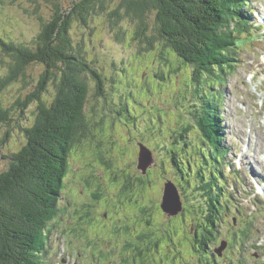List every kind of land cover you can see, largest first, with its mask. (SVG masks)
I'll return each mask as SVG.
<instances>
[{
  "label": "rangeland",
  "instance_id": "1",
  "mask_svg": "<svg viewBox=\"0 0 264 264\" xmlns=\"http://www.w3.org/2000/svg\"><path fill=\"white\" fill-rule=\"evenodd\" d=\"M53 1L55 0H16L15 2L0 0V36H12L18 41H34L42 25L51 20L54 11ZM59 1L63 7L65 3L67 11H71L69 7L71 5L73 7L74 3L80 0ZM104 1V8H101V0H98L95 4L96 8L90 10L92 14H88L90 15L88 27L77 19H74L71 24L72 40L75 46H83L93 65L101 72L104 84L102 91H99L98 83L93 78L90 79L89 101L85 107L87 136L78 138L79 140L75 139L71 147V155L63 174L61 188L54 201V213L38 245L41 257L38 256L37 264H86L82 259L96 264H122L126 260L123 263L130 264L134 256L138 264H156L158 260L161 262L162 257L166 264L175 260V264H182L183 261L180 262V259H177L176 251L168 250L167 256H164V252L159 250L156 258L147 256L149 244L151 241L155 243L158 233L166 229L164 225L171 228L179 221L178 219L168 221L167 211L161 208L166 182L175 180L176 173L179 171L176 164L173 165L172 152L189 159L193 175L195 173L200 176L203 172L198 169L203 168L206 175L204 182L211 183L216 180L214 175L217 173L220 185L226 186L227 177L222 178L218 170L224 174L227 173L232 183L238 176L236 172L229 171L230 167L224 170V163H221V168L217 160H210L208 144L202 139L198 140L197 133L201 134L199 128L190 123L198 117L195 115V109L189 106L192 100L188 101L186 97L189 92L186 85L191 83V72L184 67L182 69L185 73L184 78L178 79L176 83L174 80L171 85L165 87V84L172 79V75L169 76L168 72L173 69L172 66L168 65L165 74L157 72V68L162 63L159 55L157 52L146 49L145 35L142 30L140 31L142 25H136L129 16L121 19L122 29L118 35L112 19L114 20V12L120 6L122 7L124 0ZM238 4L241 11L244 8L249 10V18L244 21L247 24L241 23V25H247L250 29L254 27L251 29L254 33L252 36L244 32L245 30L239 33L243 42L237 53V61L232 62L235 64L234 67L225 68L220 72L221 81L211 82V87L215 84L222 85L221 90L215 91V88L212 89L210 85L203 83L200 92H208L210 96L214 95L218 100L221 98L220 108L223 120L221 135L223 137L222 140L217 141L213 135L210 136L226 151L222 162L229 161L235 167H232L233 171H240V178L244 180L240 185L241 190H238V193L234 192L227 202L226 193H222L217 182L214 183V188L218 194L213 190L203 189L205 186L197 176H192L194 188L196 185L200 188L191 192H185L181 187L180 183L185 185L187 182L186 175L183 176L181 172L178 174V181L174 182L179 186L184 201L189 197L193 203L199 201L205 205L204 200H210L211 195L222 194L221 200L225 201L223 204L226 206L225 209L222 206L221 209L217 207V211L220 210V215L224 219L219 225L220 230L228 229L233 213L229 214L230 220L226 222L225 216L227 217L230 211L229 209L227 212V208L234 199H237L240 208L234 211L246 212L242 219H249L250 216L253 218L249 220L250 224H237L240 235L236 239L240 245L245 240L246 246L241 249L239 243L230 241V235H228L225 237L229 241L228 245L225 248L219 246V254L217 251L215 253L217 252L220 256V260L225 251L229 257H235V259H237V253L250 251L252 258L249 261L252 264H263L264 262L261 263L258 258L261 257L264 261L262 257L264 254V206H261L260 212L254 210L257 206L253 205V199L260 205L264 203V189L256 187L252 178L260 176L250 173L245 164L248 160L255 161L257 152L261 154L264 151V132H258L249 123L253 117L260 123H263L260 119L264 118V0H238ZM149 19L150 23L143 27L147 36L155 33L153 16ZM5 39L8 41L12 38ZM246 48H248L247 51ZM177 64V60L174 59L173 66ZM7 70L6 64H0V75ZM42 70V67L36 66L30 69L32 79L29 78L30 82L26 85L23 80L12 83L0 95V104L7 107L20 97L25 100L27 95L37 87ZM206 78L216 79L212 76ZM49 85L51 94L47 96L48 98L56 94V86L51 83ZM221 91L222 95L219 93ZM192 92L191 98L194 103L200 101L197 99L198 94L194 92V88ZM17 108L16 106L12 109V130L0 125V173L12 167V157L9 155L20 150L28 142V134L24 131V127L32 126L37 117L38 103H32L23 111ZM187 126L192 127L191 133L188 132L190 130ZM210 127H212L211 122ZM7 131L10 134L9 139L6 137ZM260 131H263V128ZM181 136H186L185 142L190 145L184 144ZM143 142L154 151L155 159L153 164L148 165L146 171L145 167L140 166V150ZM228 146H230L229 150H227ZM180 147L181 150H179ZM221 147L220 151H222ZM248 150L243 161L242 154ZM198 151H204L208 160L203 158L202 154H198ZM220 153L218 156L221 155ZM232 153L236 155V160L229 157ZM215 158L217 159L216 153ZM145 161L148 162V160ZM185 161L184 159L182 163L187 165ZM106 162H110V165L107 166ZM173 166L175 169H172ZM242 167L245 168L242 170ZM262 170L264 166L260 164L259 171ZM185 173H187L186 170ZM250 180L258 190V194H261L259 200H256L257 195L254 194L249 197L250 186L245 182L249 183ZM130 182H137L139 185L137 187L142 192H136V186L130 192L125 190ZM206 192L208 195L205 197ZM185 206H189L186 201ZM146 213L151 216L152 222L151 220L149 222L154 231H147V222L143 223L145 225L143 226L139 220ZM252 213L255 214L252 215ZM255 216H258L256 220ZM189 217L183 224L185 228L182 232L184 238L192 244L193 235L190 229L193 228L194 219L193 216ZM112 224L113 227H110ZM172 229L174 231L173 227ZM217 229L212 232L213 238ZM247 233L252 236H244ZM181 235V233L174 234V239L182 238ZM201 235L202 232L199 236L200 241ZM167 236L171 239L169 230ZM184 238H182L181 251L186 254L188 245ZM255 243L260 245L261 249L253 247ZM198 244L201 245V242ZM220 264H222L221 260ZM224 264H230V262L224 261Z\"/></svg>",
  "mask_w": 264,
  "mask_h": 264
},
{
  "label": "trees",
  "instance_id": "2",
  "mask_svg": "<svg viewBox=\"0 0 264 264\" xmlns=\"http://www.w3.org/2000/svg\"><path fill=\"white\" fill-rule=\"evenodd\" d=\"M97 1L73 2L74 6L69 7L71 11L65 9V3L63 7L59 0L53 1L54 11L51 20L47 22L48 24L42 25L34 41H18L12 36H0V64H6L8 68L6 73L0 75V95L14 82L23 80L25 85L28 84L29 78L32 79L29 70L34 66L43 68L37 87L27 95L25 100L20 97L7 107L0 104V125L12 130V109L17 106V109L23 111L32 103H38V113L34 124L28 128L24 127V131L28 134V142L20 150L9 155L12 157V167L0 173V264H37L38 256L41 257L38 245L54 213V201L61 188L63 174L71 155V147L76 140H79L78 138L87 136L85 107L89 101L90 79L93 78L98 83L99 91L103 89L104 79L98 68L93 65V61L89 59L83 46H75L72 40L71 24L74 19H77L88 27L89 16L92 14L90 10L96 8ZM104 4L105 1L101 0V8H104ZM121 5L122 7L120 6L114 12V20L112 19L116 33L119 35L122 29L120 21L126 16H129L136 25H142L140 31L142 30L145 35L146 49L157 52L162 62L157 72L165 74L168 65L173 68L168 71L172 79L165 84V87L171 85L174 80L176 83L178 79L184 78L185 73L182 70L184 67L191 72V83L186 85L189 88L186 97L188 101L192 100L189 105L191 108L200 106L195 115L198 116L197 123L199 130L203 132V140L207 141L208 136L213 140L210 135L217 137V141L221 140L223 136L220 132L223 124L221 98L218 100L214 95L210 96L208 92H200L201 85L203 83L211 85V82L221 81L220 72L225 68L234 67L235 64L232 62L237 61V53L241 47L242 37L239 33L243 30L250 35L253 33L250 27L241 25L243 19L248 20L249 10L244 8L241 11L238 0H124ZM150 16L154 18L155 33L147 36L143 27L150 23ZM5 38L12 39L7 41ZM174 59L178 62L177 66H173ZM209 76L216 79L206 78ZM163 78L166 79L165 76ZM50 83L56 86V94L48 98L47 96L51 94ZM193 88L198 94L197 99H200L196 103L191 98ZM219 93L223 94L222 91ZM210 122L212 127L209 126ZM207 130H210V134ZM6 137L8 139L10 137L8 131ZM223 150L222 148L220 151L221 155ZM198 154H203V151H198ZM171 155L173 165L176 164L179 170L177 179H179V172L183 173V176L186 175V185L180 184L185 192L200 188L197 185L194 188L192 176L199 177L200 182L205 186L203 189L208 191L214 189L213 183L204 182L206 176L204 170L200 176L195 173L193 175L188 158L175 152ZM2 157L5 158V155ZM183 158L186 159L185 162H189L186 163L187 165L182 163ZM222 159L224 158L221 156L218 158L219 165ZM106 164L108 166L110 162ZM175 166L172 169H175ZM219 173H222L221 170ZM130 184L125 189L128 192L135 186L138 188L137 182H130ZM220 195H211L210 200H204L205 205L196 200L195 203L190 201L189 206H185L180 214L172 215L168 221L172 222L174 219L179 221L172 224L171 228L164 225L166 229L158 233L155 243L151 241L149 244L148 258H156L159 250L167 256L170 250L176 251L177 259H181L183 263H186L188 258L190 264H220V256L217 252L215 253L219 245L213 244L212 233L222 224V220L224 221L220 210L217 211V207L219 209L221 206L223 208L226 206V204L223 205L225 201L221 200ZM228 200L229 198L226 197L227 202ZM189 216H193L194 219L193 228L190 229L193 235L191 247L182 232L185 228L183 224L190 218ZM140 218L143 226H145L143 223L147 222V231H154L151 227L150 214L146 213ZM168 230L171 239L167 236ZM200 232H202L201 241ZM177 233L182 234L181 237L188 245L186 254L181 251L183 239L178 237V242L174 239V234ZM249 234L244 236H251ZM228 235H230V241L236 240L240 235L238 225L231 220L226 235H222L221 239ZM199 242L201 245L198 244ZM222 256L226 263L252 264L249 261L252 257L248 255V252H242L237 259L229 257L226 251ZM163 260L162 257L161 262L158 260L156 264H163ZM169 263L175 264L174 261ZM130 264H138L135 256Z\"/></svg>",
  "mask_w": 264,
  "mask_h": 264
},
{
  "label": "bare ground",
  "instance_id": "3",
  "mask_svg": "<svg viewBox=\"0 0 264 264\" xmlns=\"http://www.w3.org/2000/svg\"><path fill=\"white\" fill-rule=\"evenodd\" d=\"M251 8V7H250ZM248 50V48H246V51ZM254 76V75H253ZM253 76H252V79H253ZM132 86V85H131ZM132 87H134V86H132ZM130 89H132V88H130ZM148 91V90H147ZM138 93V92H137ZM140 93V92H139ZM150 96V95H149ZM212 107V106H211ZM197 107H195V108H193V109H195L196 111L200 108V106H199V108H197ZM192 109V108H191ZM201 109H203V108H201ZM200 109V110H201ZM210 109V108H209ZM244 109V108H243ZM245 110V109H244ZM264 111V110H263ZM262 111V112H263ZM261 112V111H260ZM134 116V115H133ZM248 116V115H247ZM135 117V116H134ZM212 117V116H211ZM263 117V116H262ZM216 118V117H215ZM259 118V117H258ZM139 119H141V118H139ZM143 119V118H142ZM206 119V118H205ZM207 120H209V119H207ZM260 120H263V123H260L259 121H258V119L256 120L254 117H253V119H251L250 120V124L258 131V132H260V133H262V132H264V118L262 119H260ZM140 121V120H139ZM206 121V120H205ZM209 122V121H208ZM216 122V121H215ZM221 122V121H220ZM137 123H140V122H137ZM214 123V122H213ZM142 124V123H141ZM209 124V123H208ZM206 125V124H205ZM210 126V125H209ZM141 127V126H140ZM188 128H189V130L190 131H188V132H192L191 131V129H192V127L190 128L189 126H187ZM195 127L198 129V126L197 125H195ZM146 128V127H145ZM209 128V127H208ZM262 128H263V131H260V129L262 130ZM150 129V128H149ZM213 129V128H212ZM143 130V129H142ZM141 130V131H142ZM145 130V129H144ZM205 130V129H204ZM220 130V129H219ZM149 131H151V130H149ZM210 131V130H209ZM209 131L207 130V132H208V134H210L209 133ZM145 132V131H144ZM187 132V134L189 135V133ZM199 132L201 133V134H199V139L201 140L202 139V141L204 142V143H206V144H208V146H209V148H210V150L212 151H209V156L211 157L210 158V160H217V162H218V158L220 157V156H218L219 155V153H220V146L218 145V143H217V141L214 139V140H210L209 141V143H207V141H205V140H203V132L201 131V130H199ZM218 132V131H217ZM221 132V131H220ZM157 133V132H156ZM195 133V132H194ZM212 133V132H211ZM214 133V132H213ZM181 134V133H180ZM219 134V133H218ZM230 134V133H229ZM152 135V134H151ZM183 135V134H182ZM193 135V134H192ZM264 135V134H263ZM145 136V135H144ZM153 137V136H152ZM207 137V136H206ZM205 137V138H206ZM222 137L223 136H221V140H222ZM242 137H244V134L242 133ZM208 138H209V136H208ZM217 138V137H216ZM227 138V137H226ZM181 139H182V142H184V144H186V145H190V144H188V142H185V141H187V139H186V136H181ZM198 139V140H199ZM218 139V138H217ZM169 142V141H168ZM173 142V141H172ZM222 142V141H221ZM220 142V143H221ZM170 143V142H169ZM174 144V143H173ZM195 144V143H194ZM142 145H144V146H147V145H145L144 144V142L142 143ZM172 145V144H171ZM148 147V146H147ZM175 147V146H174ZM149 148V147H148ZM192 148V147H191ZM150 149V148H149ZM193 149V148H192ZM192 149L190 150V151H192ZM151 150V149H150ZM179 150H181V147H180V149ZM183 150V149H182ZM250 150V149H249ZM249 150L248 151H245V152H243V157H242V160L244 161L245 160V158H246V154L249 152ZM263 150H264V145H263ZM141 151V150H140ZM152 152H153V155H154V151L153 150H151ZM181 152V151H180ZM208 152V151H207ZM215 153L217 154V159L215 158ZM183 154V153H182ZM186 154V153H185ZM192 153H190V155H191ZM221 154V153H220ZM179 155V154H178ZM156 156H159V155H156ZM228 156V155H227ZM236 157V155L235 154H233L232 155V158L233 157ZM184 157V156H183ZM189 157H191V156H189ZM192 158V157H191ZM203 158H206L207 160H208V156L207 155H205V157L203 156ZM228 158V157H227ZM254 158V157H253ZM184 159V158H183ZM255 159V161H253V160H248V162H246V166H247V168L249 169V171H250V173H253L255 176H257V175H259L260 177H254V178H252V181H253V183L256 185V187L258 188V187H260L261 189H264V170H262V171H259L260 170V164L261 165H263L264 166V151L261 153V154H259L258 152H257V156L254 158ZM186 160V159H185ZM193 160V159H192ZM210 160H209V162H210ZM181 163V162H180ZM186 163H189V162H186ZM260 163V164H259ZM141 164V163H140ZM190 165V164H189ZM141 166V165H140ZM220 166H221V164H220ZM141 168H144V166L143 167H141ZM245 168V167H244ZM243 167H242V170L244 169ZM145 170H147L146 168H145ZM177 170V169H176ZM199 171L201 170V172H202V169H198ZM172 171V170H171ZM185 171V170H184ZM219 172V171H218ZM177 174V173H176ZM179 174V173H178ZM183 174V173H182ZM184 175V174H183ZM215 176V175H214ZM188 177V176H187ZM217 176H215V178H216ZM249 177V179H250V176H248ZM151 178V177H150ZM174 179H175V177H173ZM223 178V177H222ZM170 182H169V184L170 183H175L174 181H178V179H177V177H176V179L175 180H169ZM215 181L216 180H214V181H211V183H213V185H214V183H215ZM125 182V181H124ZM187 183V182H186ZM250 183L252 184V186H254V184L251 182V180H250ZM125 184V183H124ZM166 184H167V182H166ZM181 184V183H180ZM175 185L178 187V190H179V194H180V201H181V204H182V208L184 209V205H185V201L187 202V203H189L190 201H191V199L189 198V197H187V198H185V201H184V199H183V197H182V193H181V191H180V188H179V186L175 183ZM186 185V184H185ZM139 186V185H138ZM188 187V186H187ZM190 187V186H189ZM255 187V186H254ZM165 188V187H164ZM183 188V187H182ZM211 190H213V191H215V193L216 194H218V191L214 188V189H211ZM136 192H139V193H141L142 192V190H139L138 188H137V190H135ZM165 191H166V188H165ZM130 192V191H129ZM133 192V191H132ZM151 192H153V191H151ZM234 194V193H233ZM165 195V194H164ZM208 194H207V192H206V194H205V197L207 196ZM190 200H189V199ZM163 199H164V196H163ZM193 199V198H192ZM199 202V201H198ZM201 204H202V202H200ZM198 204V203H197ZM228 204V203H227ZM202 205H204V204H202ZM224 205V204H223ZM162 206V205H161ZM198 206V205H197ZM201 206V205H200ZM134 207V206H133ZM161 208H163V207H161ZM192 208V207H191ZM197 208V207H196ZM148 209V208H147ZM183 209L181 210V211H183ZM205 209V208H204ZM221 209V208H220ZM225 209V208H224ZM192 210V209H191ZM206 210V209H205ZM152 211V210H151ZM180 211V212H181ZM198 211V210H197ZM204 211V210H203ZM225 211V210H224ZM191 212V211H190ZM142 213V212H141ZM140 213V214H141ZM168 213V215H169V219H171V216L172 215H170V213L169 212H167ZM143 214V213H142ZM209 214V213H208ZM253 214H255V213H252V215ZM149 215V214H148ZM164 215V214H163ZM203 215V214H202ZM201 215V216H202ZM161 216V214L159 215V217ZM158 217V216H157ZM163 217V216H162ZM257 217L258 216H255V220L257 219ZM225 218H226V216H225ZM164 219H168V218H164ZM212 219V218H211ZM210 219V220H211ZM250 219H253L252 218V216H250V218L249 219H241L240 220V222H239V224L240 225H242V224H250L249 223V220ZM207 220V219H206ZM158 221V220H157ZM163 221V220H162ZM164 221H166V220H164ZM163 221V222H164ZM171 221V220H170ZM223 221V220H222ZM226 222H227V220H225ZM195 222V221H194ZM251 222V221H250ZM210 223V222H209ZM167 224H169V223H167ZM208 224V223H207ZM196 225V224H195ZM160 227V226H159ZM162 227V226H161ZM213 227V226H212ZM180 228V227H179ZM219 228V227H218ZM60 232H62V231H60ZM223 232H224V230L222 229L221 230V232H220V230L218 229L217 230V233L215 234V236H214V238H213V240H214V245H215V243L216 244H218L221 248H225L227 245H228V243H229V241H228V239H226V238H222L221 239V236L223 235L224 236V234H223ZM63 233V232H62ZM61 234V233H60ZM219 236H220V240H219ZM252 236V235H251ZM60 237V236H59ZM170 237V236H169ZM54 238V237H53ZM235 238V237H234ZM219 240V241H218ZM177 241V240H176ZM220 241H222V243L220 242ZM234 242H236L237 241V239L236 240H233ZM258 241H259V239H258ZM178 242V241H177ZM52 243V242H51ZM173 243V242H172ZM246 243V242H245ZM53 244V243H52ZM178 244V243H177ZM212 244V245H213ZM192 246H193V244H191ZM196 245H198V244H196ZM196 245H195V247H196ZM211 246V245H210ZM241 247V246H240ZM253 247H255L256 249H261L260 247V245H258L257 243H255L254 244V246ZM241 249H244L243 247H241ZM200 251H201V249H200ZM216 251L218 252V254H219V252H220V250L218 249V248H216ZM200 254V253H199ZM238 254V256L236 257V258H239L240 257V254L241 253H237ZM261 255V254H260ZM254 257V256H253ZM262 257H264V254H262ZM205 258V257H204ZM255 260V259H254ZM258 260L259 261H261V263H263L264 261H262V258L260 257V258H258ZM264 260V259H263ZM176 261V260H175ZM174 261V262H175ZM180 262H181V259H180ZM193 262V261H192ZM195 262V261H194ZM191 262L188 260V258L186 259V264H190ZM200 263V262H199ZM163 264H166V262H164L163 261ZM183 264V263H182ZM193 264V263H192ZM197 264V263H196ZM264 264V263H263Z\"/></svg>",
  "mask_w": 264,
  "mask_h": 264
},
{
  "label": "water",
  "instance_id": "4",
  "mask_svg": "<svg viewBox=\"0 0 264 264\" xmlns=\"http://www.w3.org/2000/svg\"><path fill=\"white\" fill-rule=\"evenodd\" d=\"M140 158L141 167L144 166L146 169L149 164H153L155 162L153 152L144 145L141 146ZM145 160H148V162ZM162 206L164 210L170 213V215H176L183 209L181 206L179 190L175 183L172 182L170 184H166V191Z\"/></svg>",
  "mask_w": 264,
  "mask_h": 264
},
{
  "label": "flooded vegetation",
  "instance_id": "5",
  "mask_svg": "<svg viewBox=\"0 0 264 264\" xmlns=\"http://www.w3.org/2000/svg\"><path fill=\"white\" fill-rule=\"evenodd\" d=\"M243 240H244V239H243ZM237 242H238L239 245H240V242H239V241H236V243H237ZM244 243H245V240H244ZM244 243H242V244L240 245V246L243 247V248H245L244 246H246Z\"/></svg>",
  "mask_w": 264,
  "mask_h": 264
}]
</instances>
